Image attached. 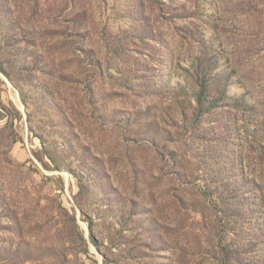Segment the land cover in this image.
<instances>
[{
	"label": "rangeland",
	"instance_id": "rangeland-1",
	"mask_svg": "<svg viewBox=\"0 0 264 264\" xmlns=\"http://www.w3.org/2000/svg\"><path fill=\"white\" fill-rule=\"evenodd\" d=\"M0 68V264H264V0H0Z\"/></svg>",
	"mask_w": 264,
	"mask_h": 264
},
{
	"label": "trees",
	"instance_id": "trees-1",
	"mask_svg": "<svg viewBox=\"0 0 264 264\" xmlns=\"http://www.w3.org/2000/svg\"><path fill=\"white\" fill-rule=\"evenodd\" d=\"M192 64V72L191 75L194 77L196 74V83L197 90L192 94L195 102L197 103V108L204 109H216L219 103L217 96H212L211 92H220L221 99L226 97L224 93V89L226 87V82L222 85L220 84V79L217 76H213L212 74V64L208 60L200 61L197 60ZM0 71L4 72L3 69L0 68ZM5 73V72H4ZM221 93V92H220Z\"/></svg>",
	"mask_w": 264,
	"mask_h": 264
}]
</instances>
